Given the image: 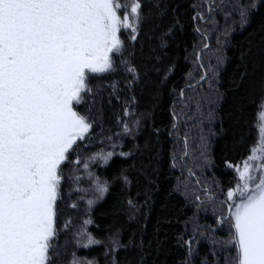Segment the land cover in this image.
I'll list each match as a JSON object with an SVG mask.
<instances>
[{
  "label": "trees",
  "instance_id": "16d2710c",
  "mask_svg": "<svg viewBox=\"0 0 264 264\" xmlns=\"http://www.w3.org/2000/svg\"><path fill=\"white\" fill-rule=\"evenodd\" d=\"M140 3L73 105L93 127L61 166L51 264H236L222 202L257 141L264 0Z\"/></svg>",
  "mask_w": 264,
  "mask_h": 264
},
{
  "label": "snow or ice",
  "instance_id": "6c2138e0",
  "mask_svg": "<svg viewBox=\"0 0 264 264\" xmlns=\"http://www.w3.org/2000/svg\"><path fill=\"white\" fill-rule=\"evenodd\" d=\"M141 8L140 0H0V264H51L61 166L93 127L73 105L91 91L89 73L115 71L119 34L136 39ZM256 128L249 154L228 164L237 183L222 202L220 222L232 232L221 243L236 264H264V102Z\"/></svg>",
  "mask_w": 264,
  "mask_h": 264
}]
</instances>
